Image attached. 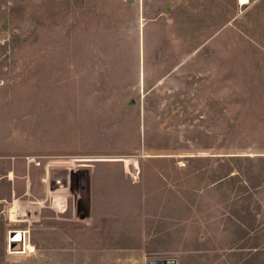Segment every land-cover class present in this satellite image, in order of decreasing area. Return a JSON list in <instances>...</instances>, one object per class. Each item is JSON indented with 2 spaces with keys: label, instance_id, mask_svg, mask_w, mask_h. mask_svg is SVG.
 Here are the masks:
<instances>
[{
  "label": "rangeland",
  "instance_id": "obj_1",
  "mask_svg": "<svg viewBox=\"0 0 264 264\" xmlns=\"http://www.w3.org/2000/svg\"><path fill=\"white\" fill-rule=\"evenodd\" d=\"M252 4L0 0V264H147L210 215L251 222L264 264V133L224 123L264 92L233 27Z\"/></svg>",
  "mask_w": 264,
  "mask_h": 264
},
{
  "label": "crops",
  "instance_id": "obj_2",
  "mask_svg": "<svg viewBox=\"0 0 264 264\" xmlns=\"http://www.w3.org/2000/svg\"><path fill=\"white\" fill-rule=\"evenodd\" d=\"M202 220L207 221L206 226L209 233H197L192 238L188 237L186 239L188 244L181 248L179 256L153 255L152 257H173L177 264H218L219 260L226 261L227 264H241L242 260L249 264H259L254 261L257 258L256 253L259 248L256 239L253 244V234H257V231L252 228L251 222L248 224L250 227L247 228V231L243 232V227L240 225L237 228V223L232 219L230 226H227L229 232L221 233L219 231L221 224L219 219L210 215L208 219L204 217ZM243 236H250L251 241H246L245 245H235V242L239 239L242 240ZM176 242H178V237ZM154 250L157 248L150 247L147 251L152 252Z\"/></svg>",
  "mask_w": 264,
  "mask_h": 264
},
{
  "label": "trees",
  "instance_id": "obj_3",
  "mask_svg": "<svg viewBox=\"0 0 264 264\" xmlns=\"http://www.w3.org/2000/svg\"><path fill=\"white\" fill-rule=\"evenodd\" d=\"M248 1H252L253 4L246 9V11L242 14V17L234 19L233 27L237 30V35L247 40V42H250L251 44L253 43V45L255 44L257 47H260V49L264 50V0ZM251 78L256 82H252L248 88L245 94L247 98L237 100L238 102H234V105L237 107L235 111H238L237 115L232 116V114H229L224 118V123L226 125L225 137L226 135H229L230 130L234 129L237 131H242L244 128H249L258 130L260 134L264 133L263 86L261 80L255 79L254 76ZM232 94L236 95L238 93L237 91H233ZM229 105L230 103L228 102L227 106ZM257 160L264 161V156H258ZM260 171L262 172V168H260ZM227 174L228 172L223 173L220 178ZM260 183L261 180H258L257 182H253L252 185L255 187ZM241 226L244 225L241 224ZM241 264L249 263L242 260Z\"/></svg>",
  "mask_w": 264,
  "mask_h": 264
},
{
  "label": "water",
  "instance_id": "obj_4",
  "mask_svg": "<svg viewBox=\"0 0 264 264\" xmlns=\"http://www.w3.org/2000/svg\"><path fill=\"white\" fill-rule=\"evenodd\" d=\"M86 160V159H85ZM77 168V167H75ZM19 244V248L23 250L24 232L21 228H12L8 230V249H11L13 244ZM147 264H177L176 259L173 257H151L148 259Z\"/></svg>",
  "mask_w": 264,
  "mask_h": 264
},
{
  "label": "bare ground",
  "instance_id": "obj_5",
  "mask_svg": "<svg viewBox=\"0 0 264 264\" xmlns=\"http://www.w3.org/2000/svg\"><path fill=\"white\" fill-rule=\"evenodd\" d=\"M64 196V195H63ZM56 201L58 202V204H59V207L60 208H64L65 207V199H64V197H62L61 198V196L60 195H58L57 196V198H56ZM55 202V201H54ZM56 205V204H55ZM20 211V210H19ZM15 214V213H14ZM24 232V231H23ZM17 248H19V244L17 243V244H13V246L11 247V249H10V251H12V250H19V251H25V234H24V243H23V250L21 249H17Z\"/></svg>",
  "mask_w": 264,
  "mask_h": 264
}]
</instances>
